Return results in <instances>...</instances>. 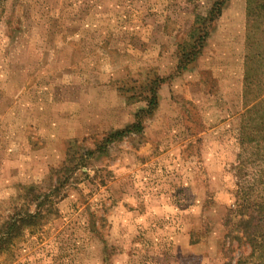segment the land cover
<instances>
[{"label":"rangeland","instance_id":"rangeland-1","mask_svg":"<svg viewBox=\"0 0 264 264\" xmlns=\"http://www.w3.org/2000/svg\"><path fill=\"white\" fill-rule=\"evenodd\" d=\"M216 1L0 0V226L33 213L34 195L44 202L0 264H230L246 253L223 220L237 190L264 188V150L241 139L264 113V0L227 1L177 70L179 41ZM152 76L164 79L157 106L139 115Z\"/></svg>","mask_w":264,"mask_h":264},{"label":"trees","instance_id":"trees-1","mask_svg":"<svg viewBox=\"0 0 264 264\" xmlns=\"http://www.w3.org/2000/svg\"><path fill=\"white\" fill-rule=\"evenodd\" d=\"M229 0H217L215 7H213L206 16L199 23V29L191 30L189 34H186L188 41H179L178 44V63L177 70H186L196 60L197 56L201 53L207 37L209 36L212 24L220 17L222 7ZM247 6V18L250 21L252 16L251 10ZM248 34V30H247ZM248 57L245 56V59ZM248 73V71H247ZM164 79L158 76H152L149 78L142 90L145 93L144 100L146 102L145 107L141 108L139 115L151 113L157 106L158 101V89L163 83ZM247 81V77H246ZM259 127L253 132L251 129L245 128V123L242 126L241 139L243 143L255 142L252 149L255 151L264 150V113H261L259 119ZM140 122H135L130 127L117 131L115 136L120 137L126 134L128 131H140ZM108 140H111L113 135L109 136ZM246 149V148H245ZM257 154L256 159H262ZM249 161L244 160L240 163L238 170H246L249 165ZM264 162L259 161V164ZM244 170V171H245ZM262 172L263 169H262ZM246 173V172H245ZM260 182V184H262ZM58 187H54V192L58 191ZM252 188L245 189L246 191L237 190L235 194L236 210L229 212L227 217L223 220L225 229L227 231L226 238L235 240L239 246L246 248V253L241 252L240 256L236 257L234 262L230 264H264V188L260 191L252 193ZM39 194L32 197V201L35 203V210L33 213H28L26 216L13 218L8 225L3 224L0 226V252L9 247L13 239L18 235L19 231L26 227H32L40 223L43 218L42 210L40 206L44 204L39 200ZM39 200V201H38ZM51 202V201H50ZM230 246V245H229Z\"/></svg>","mask_w":264,"mask_h":264}]
</instances>
